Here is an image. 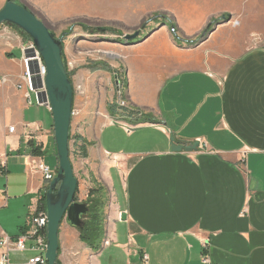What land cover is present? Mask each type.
Masks as SVG:
<instances>
[{
  "label": "crops",
  "instance_id": "0c3cea01",
  "mask_svg": "<svg viewBox=\"0 0 264 264\" xmlns=\"http://www.w3.org/2000/svg\"><path fill=\"white\" fill-rule=\"evenodd\" d=\"M110 1L117 22L165 19L118 61L122 97L139 114H111L100 94L105 113L96 115L91 96L79 119L80 155L70 141L80 192L85 186L78 194L95 188L108 199L104 236L93 251L61 223L59 261L142 264L145 253L149 264H204V255L210 264H264V0ZM16 93L19 108L5 114L1 138L0 238L21 236L41 208L48 188L38 162L49 154L46 163L59 167L51 111ZM194 142V152L172 150ZM34 247L27 241L10 263H26Z\"/></svg>",
  "mask_w": 264,
  "mask_h": 264
},
{
  "label": "rangeland",
  "instance_id": "374dc122",
  "mask_svg": "<svg viewBox=\"0 0 264 264\" xmlns=\"http://www.w3.org/2000/svg\"><path fill=\"white\" fill-rule=\"evenodd\" d=\"M16 2L27 6L44 21L57 38L62 39L64 47L63 60L66 64L65 67L68 69L67 72H69V78L74 90L73 109L80 112V116L75 117L71 122L69 135L71 139L73 138V133H75L74 123H77L81 119L91 96L94 98L102 94L105 99L107 96V100L110 103H108V106L116 112H121L120 110H122L123 112L128 111L132 114H139L132 109H122L115 105L119 97L118 90H123V76L121 74L123 73V67L118 66V61L123 60L124 54L122 52L125 45H132L135 41H141L143 38L141 31L148 26L163 23L165 19L164 15L153 14L139 22V24L131 26V24L127 25L116 21V2L110 0H16ZM5 3L6 0H0V10L4 7ZM137 31L140 34L136 39L131 41L124 40L123 37L125 35L134 34ZM173 37L175 36L173 35ZM179 38L180 35L178 33L175 39ZM185 43L188 45L195 44L196 40H186ZM32 47L34 45H32L30 39L22 30L10 24H4L0 27V148L5 114L16 113L19 108V99L16 92L22 95V99L27 106H31L34 103L37 104V89L35 93L30 95L29 100L25 98V92L18 88L24 72L23 58L25 57V52L28 48ZM19 59L20 62L16 61ZM83 74H86L87 77L84 78ZM106 76L108 79L105 78ZM89 77L91 78L89 79ZM88 85L92 89L89 90ZM79 87L81 89H78ZM94 99L96 115L99 116V114L105 113L104 107L102 106L100 110L97 107V99ZM37 105L43 106L41 104ZM145 119H137L135 125L142 123ZM80 122L82 124L80 127L84 129L86 126L83 127L84 123ZM81 131L83 133L82 129H80ZM49 160L50 155L46 154L44 164L51 168L46 163ZM51 169L53 170V168ZM81 181L82 183L84 182L82 177ZM79 183L80 181L78 182V187ZM84 190V185L81 192L77 188V202L86 203L91 198L90 195L96 196L97 194L95 188H90L87 190V196L83 198L79 194ZM93 191L94 194H91ZM80 199H83V201H79ZM105 199L107 205L108 199ZM62 223L67 225L65 219ZM26 253L27 251L23 254Z\"/></svg>",
  "mask_w": 264,
  "mask_h": 264
},
{
  "label": "water",
  "instance_id": "95a60500",
  "mask_svg": "<svg viewBox=\"0 0 264 264\" xmlns=\"http://www.w3.org/2000/svg\"><path fill=\"white\" fill-rule=\"evenodd\" d=\"M4 24L13 25L28 36L34 47L27 49L25 57L34 55L37 51L46 69V76L42 81L41 77L37 76L39 63L30 62L33 85L38 90V103L49 108L52 113L59 161L56 176L50 183L45 196L48 216L45 258L48 264H56L59 256V230L62 221L65 219L71 227L79 229L89 212L85 203L76 201L78 180L75 177L70 156L69 135L74 102L73 84L63 60L62 39L57 38L33 11L17 3L16 0H6L4 7L0 10V27ZM139 34L137 31L123 38L131 41ZM172 140L174 141V138ZM198 147V142L189 146L173 144L172 150L174 152H194Z\"/></svg>",
  "mask_w": 264,
  "mask_h": 264
},
{
  "label": "built area",
  "instance_id": "2783aa9c",
  "mask_svg": "<svg viewBox=\"0 0 264 264\" xmlns=\"http://www.w3.org/2000/svg\"><path fill=\"white\" fill-rule=\"evenodd\" d=\"M172 34L177 37L178 33L175 28L171 29ZM33 45V43H32ZM37 61L39 63V72L37 76H40L42 81L46 76V69L43 66L41 58L36 51L34 55L23 58L24 72L22 75V79L20 84H18V88L25 92V98L30 100V95L36 92V88L33 85L32 77L33 75L30 72V62ZM78 89H81L80 87ZM82 93V92H81ZM82 95V94H81ZM118 99L117 106L124 109H131L129 103L125 101L122 97V91L118 90ZM37 104L38 100H37ZM50 110V109H49ZM80 112L78 110H72V120L75 117H79ZM75 133H73L74 139V152L77 154H81L80 146L81 143L78 141V135L80 134V126H75ZM130 130V128H128ZM10 132H14V128H10ZM35 170L39 171L43 177V181L48 188L52 180L56 176V171L52 170L50 167L46 166L43 161H39L35 167ZM47 228H48V216L46 209L40 208L34 215L31 216L28 222V229L21 236L16 238H10L7 236H3L0 238V250H2L0 262L2 264H11L9 260V255L12 252H23L26 250V243L29 240L35 242L34 251L37 252V255L31 259H29L26 263H17V264H48L45 254L47 249ZM110 242L105 240L104 245H108ZM203 263L210 264L206 255L203 256ZM142 264H149V256L147 254H143L142 256Z\"/></svg>",
  "mask_w": 264,
  "mask_h": 264
},
{
  "label": "trees",
  "instance_id": "16d2710c",
  "mask_svg": "<svg viewBox=\"0 0 264 264\" xmlns=\"http://www.w3.org/2000/svg\"><path fill=\"white\" fill-rule=\"evenodd\" d=\"M212 29V24L209 25L205 32V37ZM66 66V64H65ZM67 69V67H66ZM68 70V69H67ZM69 74V72H68ZM110 113L114 114L115 110L111 108ZM148 119V118H146ZM145 119V120H146ZM152 121V120H148ZM147 121V122H148ZM69 140H71V136L69 137ZM82 155L85 156V152L82 148ZM91 194H94V191L91 192ZM46 196V195H45ZM45 196L43 197V200L41 202V208L46 209V199ZM98 196V197H97ZM90 199L87 200L85 203L88 206L89 212L84 217V223L81 228H79L80 233V239L82 242H84L90 249L93 251H97L101 247L102 239L104 236V215H103V209L105 207V198L100 197L99 194H96V196L90 195ZM59 257V256H58ZM56 264H61L59 261V258L56 262Z\"/></svg>",
  "mask_w": 264,
  "mask_h": 264
}]
</instances>
